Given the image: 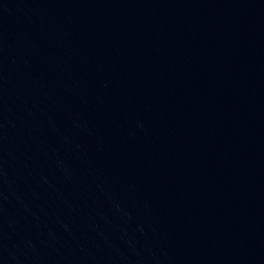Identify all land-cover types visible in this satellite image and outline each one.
<instances>
[{"label":"water","instance_id":"1","mask_svg":"<svg viewBox=\"0 0 264 264\" xmlns=\"http://www.w3.org/2000/svg\"><path fill=\"white\" fill-rule=\"evenodd\" d=\"M58 264H264V0H119Z\"/></svg>","mask_w":264,"mask_h":264}]
</instances>
